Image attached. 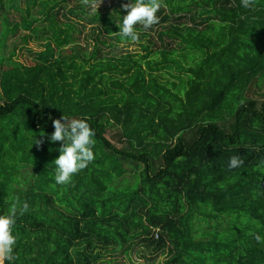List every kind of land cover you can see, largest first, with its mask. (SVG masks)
<instances>
[{"label":"trees","instance_id":"trees-1","mask_svg":"<svg viewBox=\"0 0 264 264\" xmlns=\"http://www.w3.org/2000/svg\"><path fill=\"white\" fill-rule=\"evenodd\" d=\"M23 1L0 0L3 264H119L136 245L161 264H264V0H162L131 54L132 0ZM63 115L88 117L96 158L57 185Z\"/></svg>","mask_w":264,"mask_h":264},{"label":"clouds","instance_id":"clouds-1","mask_svg":"<svg viewBox=\"0 0 264 264\" xmlns=\"http://www.w3.org/2000/svg\"><path fill=\"white\" fill-rule=\"evenodd\" d=\"M87 3V0H84ZM254 0H241L242 6L249 8ZM162 6V0H132L124 5L127 12L122 18V24L117 25L121 41L124 43H136L139 41L137 25L144 29L151 28L159 22L157 13ZM95 8V5H93ZM54 132L50 135L52 143L62 142L59 148V156L54 160V181L57 185H66L72 181L75 174L84 170L96 158L94 148L96 145V132L89 122L88 117L67 120L64 115L61 119L53 120ZM34 143H39L35 139ZM243 164L239 156L230 158L228 168L236 169ZM28 204L25 202L20 209V214L27 212ZM17 208L13 206L8 214H0V264L4 260L14 261V249L17 244V236L13 234L16 224ZM257 244H264V236L253 234Z\"/></svg>","mask_w":264,"mask_h":264},{"label":"rangeland","instance_id":"rangeland-1","mask_svg":"<svg viewBox=\"0 0 264 264\" xmlns=\"http://www.w3.org/2000/svg\"><path fill=\"white\" fill-rule=\"evenodd\" d=\"M23 1V0H22ZM24 2V1H23ZM124 7V6H123ZM110 12H112V8L110 9ZM90 27L87 28L86 33H88ZM9 43L10 45L12 44ZM138 46L135 43H122L118 47L117 54H125V53H135L138 52ZM108 51V50H105ZM171 81H173L171 79ZM112 141L116 143L117 146H121L124 143V140L118 138L117 136H114L112 138ZM128 257H123L120 256L118 258V263L119 264H147V263H152V264H161L162 261H164V256L158 254V255H153L151 254L150 251L144 250L142 247H138L137 245L135 247H130L128 250ZM94 256L98 257V259H105L107 260L109 255L104 254L102 249H97L94 251ZM144 256V257H143ZM111 257V256H110ZM149 259H153L150 261Z\"/></svg>","mask_w":264,"mask_h":264}]
</instances>
